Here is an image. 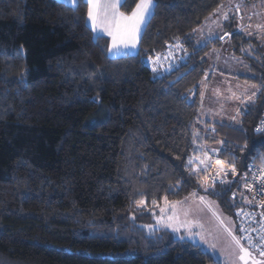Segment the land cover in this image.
I'll return each instance as SVG.
<instances>
[{
  "label": "trees",
  "instance_id": "trees-1",
  "mask_svg": "<svg viewBox=\"0 0 264 264\" xmlns=\"http://www.w3.org/2000/svg\"><path fill=\"white\" fill-rule=\"evenodd\" d=\"M223 1L156 0L137 52L112 56L85 0H0V264H223L154 229L164 197L212 198L237 234V213L253 208L242 196L251 200L249 161L264 156V132L254 131L264 85L238 125L198 114L214 41L196 45L194 30ZM177 37L187 54L168 74L154 72L146 58L167 54ZM231 38L241 53L242 34ZM201 146L234 156L237 169L208 192L187 166Z\"/></svg>",
  "mask_w": 264,
  "mask_h": 264
},
{
  "label": "snow or ice",
  "instance_id": "snow-or-ice-1",
  "mask_svg": "<svg viewBox=\"0 0 264 264\" xmlns=\"http://www.w3.org/2000/svg\"><path fill=\"white\" fill-rule=\"evenodd\" d=\"M62 3H65L67 6L78 7L79 0H61ZM87 4V20L91 22L93 31H102L106 32L109 37H111V47L108 48L109 53L118 54L122 50L126 49H135L142 38V33L147 25L148 17L153 14L152 10L155 6L156 0H139L135 4L134 9L130 13L121 11V8L126 6L128 0H85ZM224 5H220V8H223ZM241 8L240 4L236 5V10L239 12ZM219 12V9H217ZM220 18L224 21L229 20L228 12H221ZM243 14H241L240 19L243 20ZM251 17H249V20ZM217 26L221 27L219 20L217 21ZM251 25L245 26L241 24V29L247 31L251 28ZM258 35H264V23H258L255 25ZM251 35V32H248ZM230 33H224L223 35H217L215 38L219 40H224L226 37H229ZM99 37H97L98 39ZM177 43L176 48H180L185 51L187 50L182 48L180 39L175 38ZM213 39V35L210 33L208 38L201 42L202 47H207V44L210 40ZM171 45L169 49H171ZM172 56V51L169 50L165 56L161 54H156L155 58L149 56L148 59L153 63V71H157L159 67H162V60L166 61L168 57ZM167 70V69H165ZM207 78V77H206ZM252 89H257V85L253 84L250 86ZM219 92V89L216 90ZM231 91V89H229ZM247 92V90H246ZM203 96V93H201ZM256 96V91H252L250 95H244V98L241 99V96H238L235 92H232V97L236 100H239L241 104L246 102H254ZM241 114V109L237 108L236 115L232 116L231 119L237 121V117ZM211 131H215V128H212ZM257 133L264 132V121H261L260 125L257 126ZM195 135H198L195 134ZM195 142V140H194ZM222 145L226 143L225 141H220ZM247 147V145H245ZM223 149H211L203 150L201 146V154L195 157V161L192 157L188 158L187 166L192 170V173L200 181L201 186L205 192H208L209 189H214L217 183H225L223 179L229 173L233 176L237 175V169L235 166V157L231 159H220ZM261 162L258 166V171L253 173L252 181L247 180V174L245 175V184L244 187L246 190L253 192L252 199L249 200L247 197H243L246 203L251 204L253 201H256L258 195H264V157L260 158ZM195 162H198L199 167L193 168ZM211 172V175L209 173ZM203 174V175H201ZM253 183H259L260 188L257 191L252 187ZM219 195V193H215ZM192 197H196L197 194L194 192L191 194ZM235 198V193L233 194ZM199 201L203 204L205 203V197L199 196ZM138 204H144L143 200L138 201ZM181 201L169 202L167 197H164V207L159 208L160 215L157 218V225H160L164 228H170L173 232L179 233L183 228L187 233L188 238H194L195 236H200L201 240H204L206 243L205 237L199 233L194 232L193 227L202 228L203 225L194 223L193 220L189 219V210H184L181 218V213L177 211V206L182 204ZM153 205H157L156 200H152ZM209 208L211 210V204L209 203ZM257 206L261 209H264V200L257 201ZM171 209V215L167 213V209ZM213 216L219 221L220 227L225 233H227V249L229 252V259L231 264H264V211L260 215V220H255V214L240 211L237 215H240L244 218L239 227V234H236V230L232 224V221L228 218H223L219 216L215 211H213ZM259 224V228L253 227V224ZM247 224V226H246ZM256 232L257 237L254 238L251 233ZM180 239H184L183 236ZM210 247L215 248V244H211ZM257 253V255H254Z\"/></svg>",
  "mask_w": 264,
  "mask_h": 264
},
{
  "label": "crops",
  "instance_id": "crops-1",
  "mask_svg": "<svg viewBox=\"0 0 264 264\" xmlns=\"http://www.w3.org/2000/svg\"><path fill=\"white\" fill-rule=\"evenodd\" d=\"M237 4L241 5L239 12L236 10ZM221 5H224V7L220 8L219 6V11L228 12L229 20L220 19L221 27H218L215 18L217 10H215L194 30L193 39L196 45H201V42L206 40L210 33L213 35V39L209 42L214 41L205 54L207 67L200 83L198 114L203 121L238 125L240 122L237 123V121L231 119L232 116L236 115L238 107H234L230 111L228 105L230 101L227 99L219 100V98L221 94L224 95V90L226 88L230 89L231 86L236 89L239 85L256 83L258 90H260L264 85V83L259 84L256 82V80H259L256 76L257 73H264V35H258L255 28L256 24L264 23V0H224ZM241 14L244 17L243 20L240 19ZM249 17H251L250 20ZM87 22L92 28L91 22L88 20ZM205 22H207L206 25ZM242 23L245 26L251 25L252 27L245 31L241 29ZM204 26H206V31L202 29ZM94 32L106 35L109 38L106 32L99 30ZM248 32L252 34L249 35ZM224 33H230L231 35L224 40L215 38L217 35H223ZM234 33H240L243 36L244 40H241V46L239 47L241 53H236L233 50L235 44L232 42L231 37ZM221 47L224 50L223 52L220 51ZM214 49L217 50L215 54L213 53ZM217 89H219V92L216 91ZM201 93H203V96ZM206 94H210L212 98L207 100ZM237 120L240 121V117H237Z\"/></svg>",
  "mask_w": 264,
  "mask_h": 264
},
{
  "label": "rangeland",
  "instance_id": "rangeland-1",
  "mask_svg": "<svg viewBox=\"0 0 264 264\" xmlns=\"http://www.w3.org/2000/svg\"><path fill=\"white\" fill-rule=\"evenodd\" d=\"M219 9V7L217 8ZM216 9V10H217ZM217 14H215V18L216 20L220 21V13L221 11H216ZM149 18V17H148ZM210 19V18H208ZM208 21V20H207ZM210 21V20H209ZM207 22H205V25H206ZM203 31H206V26H204V28H202ZM95 34H97V32H94ZM110 38V46L109 48L111 47V37ZM138 50V45L135 49H126V50H122L120 53L118 54H114V53H108L112 56H118V55H122V54H132V53H135L137 52ZM214 54L216 53L217 50H213ZM220 51H224L223 48L221 47L220 48ZM212 53V54H213ZM155 58V56L153 57ZM146 60H149L148 58H146ZM178 61V59H177ZM150 62V65H151V61L149 60ZM166 63V62H165ZM163 64V63H162ZM152 67H154L153 63H152ZM167 69V70H165ZM169 69L168 68V65H165L163 64L162 67H159L157 69L156 72H163L164 74H168L169 72ZM253 85V84H246V85H239L236 89H234L233 86H231V91H229L228 88H226L224 90V95L221 94V97L219 98V100H229L230 102H228V105H229V109L230 111H232L234 109V107H238L241 109V113L245 112V110L247 109V107L252 104L253 102H246L245 104H241L239 100H236L235 98L232 97V92H235L238 96H241V99L244 98V95H250L252 91H256V96L258 94V87L257 89H252L250 86ZM256 85V83H255ZM247 90V92H246ZM256 96L254 98V102L256 101ZM206 97H207V100L212 98V96L210 94H206ZM241 116V114L238 116V118ZM211 149H219V147H209V150ZM209 175H211V172L209 173ZM228 177V175L226 177H224L223 179L226 180V178ZM197 196L196 197H192V195L190 194L188 197H186V199L182 200L181 202H183L182 204L178 205L177 206V211L181 213V218L183 219V211L184 210H189L190 214H189V219L193 220L194 223H198V224H201L203 225L202 228L200 227H193V231L194 232H199L201 233L207 243L204 241V240H201L200 239V236H195L194 238H188L187 236V233L185 232V230L182 228L180 230L179 233H176V232H173L172 229L170 228H167L169 229L173 235L177 238H180L181 236H183L185 239H188L194 243H197L199 244L204 250L208 251L215 259L221 261L223 264H231V261L229 259V252H228V249H227V241H228V236H227V233H225L223 231V229L220 227L219 225V221L217 220V218L215 216H213V211H215L219 216L223 217V218H228L232 221V224L236 230V225H235V222L233 221V219L224 214L222 212V210L220 209L218 203L213 200L212 198H209V197H206L202 194H198L196 193ZM242 194V193H241ZM199 196H204L205 197V203H201L199 201ZM209 203L211 204V210L209 208ZM167 213L169 215H171V209H167ZM159 217V216H158ZM157 221V219H156ZM155 221V223H156ZM162 227L160 225H157V223L155 224V227ZM147 230H152V226H147L146 227ZM236 234H237V231H236ZM211 244H215L216 247L215 248H212L210 247ZM254 255H257V258L259 259V256L257 253H254Z\"/></svg>",
  "mask_w": 264,
  "mask_h": 264
},
{
  "label": "built area",
  "instance_id": "built-area-1",
  "mask_svg": "<svg viewBox=\"0 0 264 264\" xmlns=\"http://www.w3.org/2000/svg\"><path fill=\"white\" fill-rule=\"evenodd\" d=\"M171 51H172V56L171 57H168V59L166 61H163L162 60V63L165 64V65H168V68H170L172 65H174V63L177 62V59L181 56V49L180 48H176L175 46H172L171 47ZM165 55L162 54L161 56L163 57ZM145 61H146V63L149 62V60H145ZM261 121H264V107H263L262 115H261L260 119L256 122V124L254 126V131L255 132H257L256 131L257 126L260 125ZM260 158L259 159L252 158L249 161V163H248L247 170H246V174H247V180L250 181V182L252 181V175H253V173H256L258 171V166L260 165V162H261ZM244 183H245V178H244ZM252 187L255 188L257 191H259L260 184L259 183H253L252 184ZM248 196H249L250 199H252L253 192L248 191ZM259 200H264V195H258L257 196L256 201H253L252 202L253 208H251L250 210H244V209H242V211H244V212L254 213L255 214V220L256 221H259L260 220V215L259 214L262 211H264V209H261V208H259L257 206V201H259ZM239 219H240V221H239V227H240L241 222L244 220V218L239 215ZM246 226H247V224H246ZM252 226L259 228L260 225L257 223V224H253ZM251 235L254 238L257 237V233L256 232H252Z\"/></svg>",
  "mask_w": 264,
  "mask_h": 264
}]
</instances>
